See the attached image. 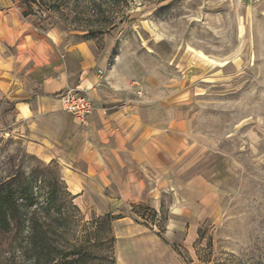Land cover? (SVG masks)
I'll return each instance as SVG.
<instances>
[{
	"label": "rangeland",
	"instance_id": "1",
	"mask_svg": "<svg viewBox=\"0 0 264 264\" xmlns=\"http://www.w3.org/2000/svg\"><path fill=\"white\" fill-rule=\"evenodd\" d=\"M18 2L23 15L91 41L136 95L178 104L204 146L218 205L189 248L153 245L164 242V217L153 232L125 210L80 206L60 161L49 158L59 151L8 122L0 129V195L19 205L21 235L13 245L0 235V264H62L72 251L74 264H264V0Z\"/></svg>",
	"mask_w": 264,
	"mask_h": 264
},
{
	"label": "crops",
	"instance_id": "2",
	"mask_svg": "<svg viewBox=\"0 0 264 264\" xmlns=\"http://www.w3.org/2000/svg\"><path fill=\"white\" fill-rule=\"evenodd\" d=\"M23 12L18 0H0V129L10 122L57 149L49 158L60 161L80 206L125 210L138 221L139 212L151 209L164 217V242L153 245L189 248L217 210L218 191L205 171L204 146L178 104L136 95L91 41ZM67 87L93 105L83 122L62 109Z\"/></svg>",
	"mask_w": 264,
	"mask_h": 264
},
{
	"label": "trees",
	"instance_id": "3",
	"mask_svg": "<svg viewBox=\"0 0 264 264\" xmlns=\"http://www.w3.org/2000/svg\"><path fill=\"white\" fill-rule=\"evenodd\" d=\"M105 1L110 5H114L118 3L119 0ZM93 3L95 7H102L101 5H103L102 3ZM20 224L19 205L17 202L9 194L0 195V235L4 236V238L8 237L7 239H3L4 242L7 241V245L19 243V237L21 235ZM28 236V245L36 249L37 241L34 237H36L37 234L34 232V229L31 228L28 231ZM68 256H70V259L66 260L62 264H74L79 257V253L72 251L68 254Z\"/></svg>",
	"mask_w": 264,
	"mask_h": 264
},
{
	"label": "built area",
	"instance_id": "4",
	"mask_svg": "<svg viewBox=\"0 0 264 264\" xmlns=\"http://www.w3.org/2000/svg\"><path fill=\"white\" fill-rule=\"evenodd\" d=\"M60 102L65 112L71 114L81 122H83L93 110L90 99L74 87H67L62 91ZM139 217L148 227L155 230L158 229V223L160 222V215L158 213L151 209H144L142 212H139Z\"/></svg>",
	"mask_w": 264,
	"mask_h": 264
}]
</instances>
